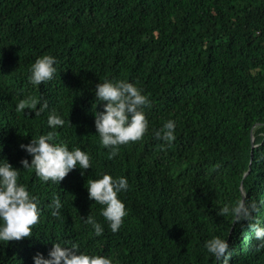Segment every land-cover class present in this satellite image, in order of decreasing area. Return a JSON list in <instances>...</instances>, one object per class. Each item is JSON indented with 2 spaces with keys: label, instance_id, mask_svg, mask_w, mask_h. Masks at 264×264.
I'll use <instances>...</instances> for the list:
<instances>
[{
  "label": "trees",
  "instance_id": "1",
  "mask_svg": "<svg viewBox=\"0 0 264 264\" xmlns=\"http://www.w3.org/2000/svg\"><path fill=\"white\" fill-rule=\"evenodd\" d=\"M46 54L56 72L33 85L31 66ZM104 80L131 82L151 102L144 138L112 159L95 127ZM29 96L38 109L48 102L40 116L16 111ZM53 110L62 127L48 125ZM168 120L171 144L153 134ZM50 131L90 156L84 175L77 166L55 184L22 169L32 157L20 145ZM6 159L40 215L32 237L0 242V264H35L54 243L113 264H264L247 223L217 214L246 192L264 227V0H0V164ZM105 173L128 181L115 233L85 186ZM55 196L58 216L48 207ZM89 214L102 235L84 223ZM215 236L229 244L219 260L204 246Z\"/></svg>",
  "mask_w": 264,
  "mask_h": 264
},
{
  "label": "clouds",
  "instance_id": "2",
  "mask_svg": "<svg viewBox=\"0 0 264 264\" xmlns=\"http://www.w3.org/2000/svg\"><path fill=\"white\" fill-rule=\"evenodd\" d=\"M55 58L51 55L38 57L30 69L29 81L33 85H40L53 79L56 72ZM96 103L103 102L104 110L95 112L96 133L100 143L110 149L109 159L114 158L122 145L141 141L148 131V119L143 111L150 106L149 98L142 94L141 89L125 80H104L95 87ZM40 101L29 96L19 100L16 111L24 112L26 109L35 110V115L40 116L48 108L45 101L38 109ZM48 125L51 128L62 127L65 121L53 110L48 116ZM176 123L168 120L163 126L154 130L157 140L171 144L175 139ZM59 134L48 132L46 135L33 137L28 144H21L31 157L21 160L22 169L34 171L42 182L60 184L66 176L77 166L84 171L91 168L90 156L80 148L69 150L63 143L54 142ZM20 170L6 159L0 164V242L9 243L32 237L33 227L39 223V208L37 198L32 195L27 187L20 184ZM89 200L102 206L101 215L107 221L112 232L121 228L127 210L124 202L119 198V193L127 191L128 181L124 177L114 178L110 174H103L101 178L86 181ZM48 207L53 216L59 215L62 207L59 196H55ZM260 207L253 198L249 200L246 192H241L240 197L232 204H225L217 213L220 216H231L234 222H246L253 231L254 239L258 241L256 250L264 249V227L260 226L258 214ZM84 223L91 225L95 235L103 234L101 223L89 214ZM205 248L217 260L225 256L229 244L219 236L212 237L205 242ZM35 264H113V260L103 255H89L80 252L77 243L64 247L54 243L48 258L37 253L34 256Z\"/></svg>",
  "mask_w": 264,
  "mask_h": 264
}]
</instances>
